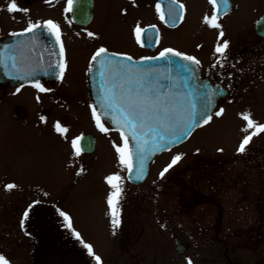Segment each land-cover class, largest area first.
Returning a JSON list of instances; mask_svg holds the SVG:
<instances>
[{"label":"rangeland","instance_id":"1","mask_svg":"<svg viewBox=\"0 0 264 264\" xmlns=\"http://www.w3.org/2000/svg\"><path fill=\"white\" fill-rule=\"evenodd\" d=\"M153 1L150 0L151 10L148 6L147 13L140 15L130 12L119 17L117 13H101L92 29L105 33L109 40L103 44L111 50L134 56L141 49L129 32L135 23L158 21L151 6ZM191 6L202 7L198 0H192ZM18 14V24H25L40 21L46 11L33 6ZM160 37L156 50L186 45L179 30L169 33L165 29ZM86 51L88 59L93 49L86 47ZM260 90L246 95L244 102L227 108L222 115L214 116L184 142L156 155L148 179L141 185L126 179L127 169L119 163L114 147L122 146L120 133L103 120L109 129L107 133L99 130L94 119L93 124L87 116L80 115L66 123L49 120L42 124L32 117L28 121H11L4 127L9 133H0V217H17L23 206L29 205L24 188L32 185L34 194L47 199L44 205L63 208L71 228L54 227L48 234L50 264H84V259L97 264L95 256L101 258L100 264H188L189 260L192 264H264V146L263 155L255 159L257 166L243 170L245 174L237 173L241 168L229 169L226 165L230 154H242L238 152L240 143L254 131H243V116L249 114L258 125L264 122V101L260 99L264 93ZM57 122L68 129L66 134L54 133ZM85 130L95 132L96 150L92 154L81 151L77 156L71 141ZM262 141L264 133H259L246 147ZM59 142L61 147L55 148ZM178 154L182 159L160 178V172ZM88 160L91 163L84 167L81 163ZM115 174L122 177L124 191L120 201L121 224L113 234L107 205L111 188L106 178ZM18 182L24 188L7 190V184ZM200 189L207 199L212 197L221 205V229L200 225L204 216L208 223L216 218L213 212L198 213L209 202H198ZM19 231L15 238L10 237L11 242H22L15 253L11 249L10 255L19 262L10 260L9 264H31L32 252L23 244L30 238ZM75 233L92 246L94 255H89L85 248L79 252ZM175 237L185 246L183 252L176 247ZM236 239L245 243L235 246Z\"/></svg>","mask_w":264,"mask_h":264},{"label":"flooded vegetation","instance_id":"2","mask_svg":"<svg viewBox=\"0 0 264 264\" xmlns=\"http://www.w3.org/2000/svg\"><path fill=\"white\" fill-rule=\"evenodd\" d=\"M159 1L154 0L151 3V6L155 8L158 21H143L142 24L137 25L135 23L129 33H131L132 39L137 41L135 33L137 26L147 30L142 43L145 41L150 44L155 39L153 25L157 28L159 37L165 29L169 33H175L179 30L181 40H184L186 45L174 49L200 61V80L206 88L207 95L211 96L212 109L209 114L212 115V118L221 109L224 113L227 108H234L240 101L244 102L246 95L253 94L256 89H261L259 92L264 93V23L260 26V30L257 26L258 22L264 18V0H240L242 6L239 2L238 5L237 0H229L230 7L227 9V14L224 13V5L221 3L218 22L222 26L220 30L224 32V36L219 39V43L222 45L227 41L229 44L224 56L215 52L220 30L212 29L203 23L205 15L211 17L215 14L214 8L208 0H198L202 5L200 8L191 6L192 0H178L176 3L173 0H161V3ZM9 2L10 0H0V133H9L4 129L9 122L28 121L31 117L45 124L49 120L66 123L71 118L75 119L80 115L87 116L94 124L90 107L95 104L89 81V70L94 63L91 58L101 47L111 49L103 44L109 40L105 33L96 32L92 29L93 25L100 19L101 13L104 15H116L117 13L119 17L130 12L138 15L147 13L148 6L150 8V0H78L76 4L73 0V11L71 12L65 11L67 0H51L50 3L47 0H15L22 10L32 9L33 6L36 8L40 6L44 9L46 11L45 17H41L40 21L37 22L44 23L52 20L60 26L65 48L63 60L67 65L62 80L53 75L54 72L58 71L54 66L61 58L59 55H57L59 58L51 57L54 37H50L46 31L37 35L30 52L26 51L22 54L20 50L16 49L17 45H11L13 41L11 33L25 31L29 23L18 24L21 20V15L18 13L21 11L8 12ZM157 4L163 8L164 20L159 18L160 14L156 10ZM181 4L184 6L183 9H179ZM170 9H179L183 19L181 20L177 16L175 23H173L169 16ZM89 32L94 35L88 36ZM137 43L141 51L134 55L136 57L154 55L159 51L156 48L152 50L150 47L141 46V42ZM86 47L93 49L92 55L88 59ZM94 47L98 48L95 49ZM8 56L15 57V69L12 67L11 60H7L8 67H4L2 61L6 60ZM26 70L35 72L42 70L47 74L36 76L28 81L12 76ZM37 81L49 91L40 92L33 87L32 85ZM260 99L264 101V94ZM42 117L43 119H41ZM103 121L108 125L107 121ZM261 122L264 124L263 121ZM53 131L57 134L55 128ZM89 133L95 139V132L91 130L82 131L78 137ZM58 144L55 148L61 147V142ZM263 146L264 143L257 145L254 143L246 147V150L238 156L230 154L227 157L226 165L229 169L241 168L237 173L239 175L245 174L243 170H252L253 167L257 166L255 159H259L260 157L257 156L263 155ZM95 150L96 141L94 140L93 149L82 152L92 154ZM35 156L33 155V157ZM90 163L88 160L81 164ZM16 185L24 186L19 182ZM32 186L22 187L26 190L29 205H24L17 217L13 214L0 217V255H3L8 261L19 262L10 256L22 243L11 242L10 240L13 235L15 236L12 238L17 236V229H19L20 233L30 238L23 244L32 252L31 264H50L47 258L49 252L47 236L53 232L54 227H57L58 230H61V227L62 230L68 228V222L64 216L69 217V215L63 208L61 210L55 206H50V204L44 205L46 203L44 201L47 199H40L38 194H34ZM200 191L198 202L201 200L209 202L202 207V211L198 209V213L209 214L208 212H213L216 215L215 220L209 221V223L205 219L206 216L202 217L200 225L209 224L212 227L216 225L221 229L223 226V220L221 221L219 213L221 205H218L219 202L217 203L212 197L208 200L207 196H204L205 191L202 189ZM62 195L67 196L66 193ZM206 209L210 210L206 211ZM26 212L27 218L25 219ZM262 222H264V217H262ZM82 242L79 241L78 244L79 252L84 249L82 247L84 242ZM11 249L13 250L12 253ZM5 250L6 253H4ZM84 264L91 263L84 259Z\"/></svg>","mask_w":264,"mask_h":264},{"label":"snow or ice","instance_id":"3","mask_svg":"<svg viewBox=\"0 0 264 264\" xmlns=\"http://www.w3.org/2000/svg\"><path fill=\"white\" fill-rule=\"evenodd\" d=\"M51 2V0H47ZM174 3L178 0H173ZM208 2L213 6L215 14L211 17L205 15L203 23L210 26L212 29L220 30L222 28L221 24L218 22L219 15L221 12L220 4L224 5V13L227 14V9L229 7V0H208ZM183 5H179V9H183ZM179 9H170L169 16L175 23L177 16L179 19H183V16L179 13ZM157 12L160 13L159 18L161 20L165 19V14L160 9V5H156ZM7 11L10 13H16L22 10L18 7L15 0H10ZM66 12L73 11V0H67ZM154 27V26H153ZM46 31L50 37L55 38V43L59 46V56L61 60L54 66L58 71L54 72L58 79H63L66 70V63L63 60L65 56L64 42L62 40V33L60 26L52 20H48L44 23H29L28 27L24 32L11 33L13 36H23L26 33H33L37 30ZM145 29H141L139 26L135 29L137 42L142 43V37L146 35ZM94 34L89 32L88 36L92 37ZM224 36L222 30L218 33V42L215 48V52L224 56L229 44L225 41L222 45L219 43V39ZM12 47V46H10ZM7 51V50H6ZM111 55L115 57L117 53H108V49L101 47L92 56L91 60L96 62L99 57ZM124 59L131 61L132 57L124 56ZM173 58H179V60H174ZM146 60H167L170 64H176L178 69H186L189 72L194 71L193 68L188 67V65L180 64L179 61L190 62L191 65H199L200 61L193 56L183 54L179 51L173 50L171 48L164 49L159 53L158 56L146 57ZM7 60L12 61V67H16V59L13 56H8L6 60L2 61L4 67H8ZM112 63V61H108ZM103 67V61L101 62ZM223 66V65H221ZM47 74V73H45ZM25 75H33L32 73H26ZM16 79H22L21 76L14 77ZM168 80L172 78L167 77ZM105 87L101 95L98 96V103L101 107L106 109L105 115H108L107 110H111V120L115 122L118 127L122 146H116L115 150L119 157V163L124 166L129 174L131 175L134 168V151L130 146L131 140L136 141L138 147V152L143 153L145 147L150 143V140L146 137L151 133L153 137H159L160 141L164 144L171 145L177 141H182L193 128L201 127L211 121L212 115L208 114L211 107V96L205 95L203 99L199 102V108L197 102L192 98V94L189 93L186 97L180 94L169 93L166 95L161 94V89L164 87L160 82V77H153L149 72H141L138 69L132 68L126 64H120L118 67L112 71L111 75H105L104 79ZM37 88L40 92H47L49 89L45 88L42 84L37 81L32 85ZM175 87V84L172 85ZM19 91V89H18ZM92 111V117L96 122V126L101 132L107 133L109 129L105 127L102 123L101 113L97 111V104L90 106ZM223 113V109L216 112V116H220ZM43 119V117L41 118ZM243 119L246 121V127L243 129L244 132L248 133L250 129H254L251 134L245 135L242 142L238 147V152L243 153L246 150V146L251 142L253 136L264 133V124H256L249 114H245ZM57 133L64 135L68 132V129L62 127L59 122L54 125ZM82 137H78L71 141L73 149H75V155L79 156L81 154L80 140ZM153 147L159 148L160 143L151 141ZM164 150H170L166 147ZM182 155H175L171 162L160 172V178H163L165 173L174 167L180 160ZM143 160L144 156L140 157V170L136 175V179L143 178ZM79 174V173H78ZM106 183L110 186L111 191L107 197V205L109 208L108 215L110 217L111 226L113 228V234H115V229L121 224V207L120 201L123 195L122 187V177L119 174L110 175L106 178ZM15 184H7V190H12L16 188ZM61 215H64L61 213ZM27 218V212L25 213V219ZM65 220L68 222V227L71 228V220L69 217L64 216ZM75 238L81 240L80 234L75 233ZM83 243V242H82ZM83 247L87 249L89 255H94L93 248L90 244L83 243ZM97 264H100L101 258L95 256ZM0 264H9V261L0 255ZM188 264H192L191 260Z\"/></svg>","mask_w":264,"mask_h":264},{"label":"water","instance_id":"4","mask_svg":"<svg viewBox=\"0 0 264 264\" xmlns=\"http://www.w3.org/2000/svg\"><path fill=\"white\" fill-rule=\"evenodd\" d=\"M78 3V0L76 1ZM264 23V18L258 22V27L260 30V26ZM45 33V31L42 30H37L36 32L33 33H26L23 36H16L15 39L13 40V44H19L21 43V51L26 52L30 49L33 43L35 42V37L39 34ZM154 40L151 42V46L154 47V45L158 42V37L157 33L154 32ZM30 44L28 46H24L27 43ZM54 44L55 43V38H54ZM143 44L149 45L148 43L144 42ZM57 45V44H56ZM55 49V47H53ZM108 53H117L121 55H117L115 57H112L111 55L108 56H102L97 59L96 62H94V65L91 68V75H90V81H91V91L92 95L94 98V101H96L97 107L101 112V115L104 117V119L109 120L111 124L114 127H118V125L111 120V110L108 111V115H105L106 109L100 106L98 103V96L102 94L103 89L105 87L104 84V79L105 75L110 76L112 71L115 70L118 65L120 64H126L131 66L132 68L138 69L141 72H149L153 77H160V82L161 84L164 85V87L161 89V94L166 95L169 93V90L171 91L172 94H180L182 96H187L189 93L192 94V98L197 102V106L199 108V102L201 99L205 97L207 92L205 91V86H203L200 83V75H199V69L197 65H191L190 62L187 61H179L180 64H185L188 65V67L193 68L194 71L189 72L186 69H178V66L176 64H170L168 63L167 60H146V57H154L158 56V54H154V56H144L141 58H133L131 55L126 54V53H118V52H111L108 50ZM52 57H55L56 55L52 53ZM124 56H130L132 57L131 61H128L124 59ZM174 60H179V58H173ZM103 61V67L101 65V62ZM108 61H112V63H108ZM26 73H32L33 75H25ZM37 72H34L32 70H26L21 73L16 74L17 76L23 77V80H29L33 77L36 76ZM171 77V80H168L167 77ZM175 84V87H172V85ZM212 104V101H211ZM212 107V105H211ZM209 109V112L211 111V108ZM195 128H193L190 131V134ZM189 134V135H190ZM189 135H187L182 141L186 140ZM147 139L150 140V143L145 147V150L143 153L138 152V145L136 141L131 140V147L134 151V168L133 172L130 175L129 172H127V179L131 180L134 183H141L144 181L149 172V164L152 159V157L159 153L160 151L164 150L166 147H171L173 145L179 144L181 141H177L174 144L167 145L164 144L163 142L160 141L159 137H153V135L150 133ZM131 139V138H130ZM151 141H155L156 143H160L159 148L153 147V143ZM93 137L90 134H86L82 136V139L80 140V146L87 150L90 151L94 147L93 143ZM141 155L144 156L143 160V178L142 179H136V175L139 173L140 170V157ZM176 241L178 242L177 247L180 251H184L185 246H183L179 239L176 238Z\"/></svg>","mask_w":264,"mask_h":264},{"label":"trees","instance_id":"5","mask_svg":"<svg viewBox=\"0 0 264 264\" xmlns=\"http://www.w3.org/2000/svg\"><path fill=\"white\" fill-rule=\"evenodd\" d=\"M254 224V223H253ZM252 224V225H253ZM236 242V243H235ZM234 243H235V245H241V244H244L245 242H241V241H239L238 239L236 240V241H234Z\"/></svg>","mask_w":264,"mask_h":264}]
</instances>
